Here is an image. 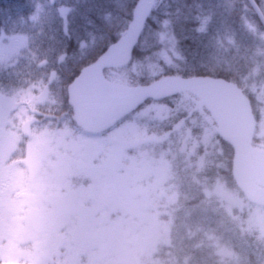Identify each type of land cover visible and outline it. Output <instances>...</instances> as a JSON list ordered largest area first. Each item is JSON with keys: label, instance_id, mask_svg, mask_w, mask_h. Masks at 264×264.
I'll return each mask as SVG.
<instances>
[{"label": "trees", "instance_id": "trees-1", "mask_svg": "<svg viewBox=\"0 0 264 264\" xmlns=\"http://www.w3.org/2000/svg\"><path fill=\"white\" fill-rule=\"evenodd\" d=\"M256 1L262 8L261 0ZM139 2L0 0V38L24 34L29 41L21 58L0 59V92L21 106L28 101L29 107L35 106V92L38 101H46L37 107L40 112L61 104L66 112L55 111L59 120L65 118L77 128L72 82L122 38ZM128 54L141 81L170 76L217 78L237 85L251 103L255 124H262L264 22L250 0H160L148 12ZM196 101L186 91L149 95L103 134L139 124L150 136L140 146L170 165L163 184H147L154 187L150 197L160 214L174 221L172 246L160 263L264 264V235L238 206L246 195L236 177L235 145L220 132L211 111L194 108ZM11 157L8 162L21 164ZM136 182L145 188L141 180ZM217 182H225L237 197L210 192ZM56 256L48 264L64 263L63 255Z\"/></svg>", "mask_w": 264, "mask_h": 264}, {"label": "rangeland", "instance_id": "rangeland-1", "mask_svg": "<svg viewBox=\"0 0 264 264\" xmlns=\"http://www.w3.org/2000/svg\"><path fill=\"white\" fill-rule=\"evenodd\" d=\"M159 2L140 0L122 38L104 53L109 62L105 74L112 82L141 87L138 99L128 105L106 114L71 94L76 128L65 118L59 120L55 111L66 112L61 104L40 112L37 107L46 101H38L35 92L31 100L35 106L30 107L28 101L21 106L0 92V264H48L57 254L65 257V264H164L160 261L172 246L174 221L172 216L160 214L150 197L154 187H148L163 184L170 165L140 146L150 136L139 124L133 122L108 135L103 131L146 96L174 91L188 92L197 100L194 108L211 111L220 132L235 145L236 177L246 195L238 206L264 235V104L263 122L257 127L250 101L233 83L170 76L141 81L128 53L148 12ZM261 3L264 12V0ZM28 44L24 34L2 36L0 59L21 58ZM262 94L264 103V90ZM166 135L168 132L161 137ZM132 145L136 148H129ZM32 149L40 158L35 167L29 166L26 158ZM10 157L21 164L8 162ZM137 180L145 183V188ZM210 192L237 197L225 182H217ZM27 193L35 194L34 202L28 200ZM170 194L174 196V191ZM58 198L72 209L70 222L61 218ZM38 213L48 227L42 234L31 223ZM62 239L66 242L60 243ZM159 244L164 246L162 251Z\"/></svg>", "mask_w": 264, "mask_h": 264}, {"label": "water", "instance_id": "water-1", "mask_svg": "<svg viewBox=\"0 0 264 264\" xmlns=\"http://www.w3.org/2000/svg\"><path fill=\"white\" fill-rule=\"evenodd\" d=\"M257 9L259 16L264 22V12L256 0H250ZM108 62L100 60L99 62L83 68L74 78L72 84V94L76 100L84 102L98 108L100 111L110 114L135 100L140 95V86L136 85H118L106 76L105 67ZM27 163L30 166H37L39 163L38 155L35 151H30L27 155ZM30 202L35 201L33 193H27ZM61 216L66 218L70 215V209L62 199L58 200ZM31 223L37 232L45 230V220L39 214L32 217Z\"/></svg>", "mask_w": 264, "mask_h": 264}, {"label": "flooded vegetation", "instance_id": "flooded-vegetation-1", "mask_svg": "<svg viewBox=\"0 0 264 264\" xmlns=\"http://www.w3.org/2000/svg\"><path fill=\"white\" fill-rule=\"evenodd\" d=\"M34 151H35V150H34ZM36 153H37V152H36ZM37 155H38V154H37ZM38 159H39V163H40V158H39V156H38ZM39 163H38V164H39ZM58 200H60V199H59V198L57 199V204H58ZM63 200H64V199H63ZM65 202H66V201H65ZM66 204H67V203H66ZM58 206H59V204H58ZM67 206L69 207L68 204H67ZM59 209H60V208H59ZM69 209H70V215H69L68 217L63 218V217L61 216V211H60V216H61V218H62L63 220H68V221L70 222V220L72 219V218L70 219V217H71V213H72V212H71L72 209H71L70 207H69ZM39 214H40V213H39ZM61 218H60V219H61ZM62 219H61V221H62ZM69 219H70V220H69ZM68 221H63V222H68ZM47 228H48V227L46 226V222H45V230H44V232L47 230ZM58 231L61 232L60 230H58ZM44 232H42V233H44ZM40 233H41V232H40ZM42 233H41V234H42ZM57 233H58V232H57ZM62 233H63L62 236H64V232H63V231H62ZM63 238L65 239V237H63ZM64 239L60 240L59 242L62 243L63 241H65ZM65 242H66V241H65ZM58 257H59V254H57L56 258H58Z\"/></svg>", "mask_w": 264, "mask_h": 264}]
</instances>
